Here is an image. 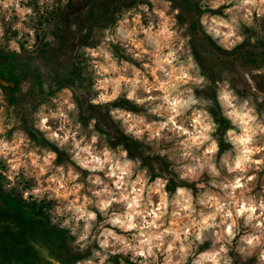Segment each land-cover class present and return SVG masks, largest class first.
<instances>
[{
  "label": "clouds",
  "instance_id": "1",
  "mask_svg": "<svg viewBox=\"0 0 264 264\" xmlns=\"http://www.w3.org/2000/svg\"><path fill=\"white\" fill-rule=\"evenodd\" d=\"M68 4L0 0V47L35 55L38 31L44 43L56 47L53 26L40 25V17ZM198 4L200 34L218 48L233 52L246 40L251 45L264 40V0ZM180 12L172 0L122 9L102 34L93 30L98 44L76 49L86 59L83 86L74 80L34 111L27 105L30 127L59 151L36 143L19 120L8 117L15 106H8L0 89L3 190L15 189L26 204L55 202L44 209L50 224L75 238L69 241L73 252L90 250L76 264H237V257L244 264H264V108L259 107L264 91L253 80L264 77V67L248 71L237 65L247 85L241 95L245 83L233 86L237 72L216 65L220 78L213 100L206 95L213 82L193 53L192 35H185L189 24L177 19ZM6 27L18 35L8 33L5 40ZM71 31H77L75 23ZM87 32L85 27L81 35ZM37 65L48 77L42 61L33 68ZM50 85L57 88L50 77L43 79L45 93ZM28 86L25 82L21 91ZM76 97L87 98L85 117L88 105L98 107L115 127L95 117L85 126ZM121 100L141 111L115 106ZM220 120L229 125L222 132ZM116 128L141 145L142 155L130 156L124 142L115 143ZM60 153L66 159L57 163ZM143 157L153 158L150 166Z\"/></svg>",
  "mask_w": 264,
  "mask_h": 264
},
{
  "label": "rangeland",
  "instance_id": "2",
  "mask_svg": "<svg viewBox=\"0 0 264 264\" xmlns=\"http://www.w3.org/2000/svg\"><path fill=\"white\" fill-rule=\"evenodd\" d=\"M137 2H146V0H69L66 8H56L55 15H51V20L40 17V25L45 23L53 26L52 35L56 37L57 46L53 47L51 44L44 43L43 37L37 33V45L35 55L24 51V54L18 56L15 52H6L4 47H0V89L5 92V97L8 106H15V110L8 113V117L19 120L21 126L28 132L33 141L38 144L55 149L54 145H48L42 137V134L34 131L30 127L29 116L31 114L27 105L31 104L34 111L39 103L47 101L48 97L55 95L59 88L64 86H72L74 80H79L81 86L85 82L86 59L80 54L77 55L76 49L83 45L94 47L99 43L94 39L93 30L101 32L102 29L109 25L115 24L116 14L120 13L122 9L129 8ZM35 3V0H32ZM59 3V0H57ZM151 7V6H150ZM172 7L180 8V15L177 17L180 24L187 22L189 24L188 32L191 33L192 40L190 44L196 59L200 63L203 72L209 76L213 82V87L209 88L206 95H210L215 99L214 85L215 81L220 78L219 73L213 71L216 65H220L222 70L227 69L229 72H237V79L233 81V86L236 83H245L246 91L241 92V95L247 94L246 82L242 80L237 69V65L244 70L250 71L251 68L264 67V62L260 64H253L247 61L245 54L258 53L262 40H258L256 45H251L248 41L245 44L238 46L233 52H226L218 48L210 37L201 35V26L199 24V16L202 14L199 8L198 0H172ZM87 9L85 14L84 10ZM38 11V9H37ZM77 25V31H71V25ZM144 23H147L145 20ZM39 28V25L37 26ZM87 27L86 35H81L82 30ZM250 35H254L251 30H247ZM18 35L17 32L11 31L6 27L5 40ZM48 33L45 32L44 35ZM23 49V44H21ZM117 53L120 49L116 48ZM61 57H64L62 60ZM128 59V57H123ZM42 61L48 71V77L53 79L57 85L55 90L51 89L45 93L42 88L43 79L40 72V65L33 68V64L37 61ZM84 64V67L80 65ZM139 66V65H137ZM65 74L61 75V70ZM253 80L257 82V87L264 91V77L253 76ZM28 83V91L22 92L21 86ZM88 84L91 85L90 74L88 77ZM7 85V86H5ZM37 86H40V91H37ZM199 94V93H198ZM77 102L81 108V119L85 126L88 119L95 117L99 122L108 123L109 128H114L111 124L110 118L106 112H101L98 107L88 105L87 111L89 115L85 117V105L87 98L81 99L76 97ZM115 106H123L134 111H141L135 108L127 101H117ZM264 108V105H260ZM213 114L218 115V107L213 109ZM222 125L221 132L228 127V122L224 120L219 121ZM100 124H97L99 130ZM103 131V129H101ZM117 140L115 143L124 142L125 146L130 149V156L139 153L141 145L132 142L129 138L123 136L119 129L116 128ZM11 136V132L8 133ZM111 142V141H110ZM115 143L113 146H115ZM226 145H221L222 151ZM66 159L64 153H60V158L57 163L63 162ZM145 164L150 166L153 158L143 157ZM159 160V157H155ZM3 165L0 164V168ZM166 168L167 165H164ZM87 175V173H84ZM4 177L0 176V198L3 196L12 195L20 203L16 204V208L8 207L0 204V262L2 264H76L78 260L86 258L90 255V250L84 253L73 252L69 245V241L75 239L68 235L67 230H61L57 226L51 225L49 216L44 211L45 208H51L53 202L47 200L37 204H26L20 197V194L13 189L11 192L3 190L2 182ZM31 181L27 182V186H31ZM174 182H170V189H174ZM194 187V186H193ZM205 245L203 247H207ZM202 250V249H201ZM231 254V253H230ZM234 255V254H233ZM115 258V257H113ZM237 264H244L239 257L236 258ZM247 264H254V260H249Z\"/></svg>",
  "mask_w": 264,
  "mask_h": 264
},
{
  "label": "trees",
  "instance_id": "3",
  "mask_svg": "<svg viewBox=\"0 0 264 264\" xmlns=\"http://www.w3.org/2000/svg\"><path fill=\"white\" fill-rule=\"evenodd\" d=\"M51 15H55L54 11L50 12ZM260 50L258 53H252L250 55L245 54L244 57H246L245 59L253 64H260L262 62H264V40L261 41L260 44ZM19 201L13 197L12 195H8V196H3L2 198H0V204H4L7 205L8 207L11 208H16V204H18L19 206Z\"/></svg>",
  "mask_w": 264,
  "mask_h": 264
},
{
  "label": "flooded vegetation",
  "instance_id": "4",
  "mask_svg": "<svg viewBox=\"0 0 264 264\" xmlns=\"http://www.w3.org/2000/svg\"><path fill=\"white\" fill-rule=\"evenodd\" d=\"M44 19L51 20V13H48L47 16H44ZM118 258H112L113 262H115Z\"/></svg>",
  "mask_w": 264,
  "mask_h": 264
},
{
  "label": "water",
  "instance_id": "5",
  "mask_svg": "<svg viewBox=\"0 0 264 264\" xmlns=\"http://www.w3.org/2000/svg\"><path fill=\"white\" fill-rule=\"evenodd\" d=\"M0 264H2V263L0 262ZM126 264H127V262H126Z\"/></svg>",
  "mask_w": 264,
  "mask_h": 264
}]
</instances>
